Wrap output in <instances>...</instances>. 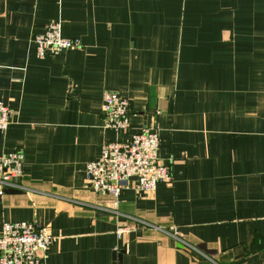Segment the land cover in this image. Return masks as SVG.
<instances>
[{
  "label": "crops",
  "instance_id": "crops-1",
  "mask_svg": "<svg viewBox=\"0 0 264 264\" xmlns=\"http://www.w3.org/2000/svg\"><path fill=\"white\" fill-rule=\"evenodd\" d=\"M50 22L79 48L37 58ZM105 92L130 103L125 134ZM0 103V155L24 157L0 231L47 228L43 264H264V0H0ZM142 129L171 180L113 209L86 164Z\"/></svg>",
  "mask_w": 264,
  "mask_h": 264
},
{
  "label": "built area",
  "instance_id": "built-area-1",
  "mask_svg": "<svg viewBox=\"0 0 264 264\" xmlns=\"http://www.w3.org/2000/svg\"><path fill=\"white\" fill-rule=\"evenodd\" d=\"M37 58L44 59L67 50L79 48L75 39L63 38L60 22H50L43 33L34 38ZM130 103L118 92L103 95L104 127L116 134L129 129ZM11 111L0 103V132L10 125ZM159 139L153 129H142L125 142H107L100 156L86 164L87 184L95 194H106L113 199V209L118 207L122 193L131 187L138 192L153 193L160 183L171 180L170 170L158 161ZM23 154L12 152L0 155V184L11 186L23 166ZM3 192H0L2 194ZM127 229H118L121 239ZM56 238L47 228L31 223H4L0 231V264H43L48 249Z\"/></svg>",
  "mask_w": 264,
  "mask_h": 264
},
{
  "label": "water",
  "instance_id": "water-1",
  "mask_svg": "<svg viewBox=\"0 0 264 264\" xmlns=\"http://www.w3.org/2000/svg\"><path fill=\"white\" fill-rule=\"evenodd\" d=\"M133 180H135V179H133Z\"/></svg>",
  "mask_w": 264,
  "mask_h": 264
}]
</instances>
